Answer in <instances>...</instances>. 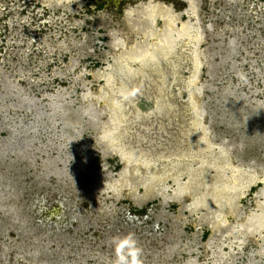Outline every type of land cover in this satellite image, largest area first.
<instances>
[{"label":"rangeland","instance_id":"1","mask_svg":"<svg viewBox=\"0 0 264 264\" xmlns=\"http://www.w3.org/2000/svg\"><path fill=\"white\" fill-rule=\"evenodd\" d=\"M264 264V0H0V264Z\"/></svg>","mask_w":264,"mask_h":264},{"label":"clouds","instance_id":"2","mask_svg":"<svg viewBox=\"0 0 264 264\" xmlns=\"http://www.w3.org/2000/svg\"><path fill=\"white\" fill-rule=\"evenodd\" d=\"M111 244L114 252L112 264H144L143 248L133 233L114 236Z\"/></svg>","mask_w":264,"mask_h":264}]
</instances>
